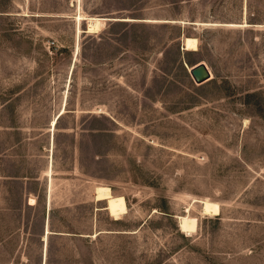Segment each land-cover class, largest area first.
I'll list each match as a JSON object with an SVG mask.
<instances>
[{
	"label": "rangeland",
	"instance_id": "374dc122",
	"mask_svg": "<svg viewBox=\"0 0 264 264\" xmlns=\"http://www.w3.org/2000/svg\"><path fill=\"white\" fill-rule=\"evenodd\" d=\"M45 263L264 264V0H0V264Z\"/></svg>",
	"mask_w": 264,
	"mask_h": 264
},
{
	"label": "bare ground",
	"instance_id": "6f19581e",
	"mask_svg": "<svg viewBox=\"0 0 264 264\" xmlns=\"http://www.w3.org/2000/svg\"><path fill=\"white\" fill-rule=\"evenodd\" d=\"M81 7V6H80ZM80 7H79V10H80ZM86 16L82 15L81 11L78 13L77 17H76V20H78L79 22V26L81 24V22L83 20H85ZM104 22H102V27L104 26ZM198 39L196 37H185L184 38V42L182 43L183 44V47L186 49V50H198L199 48V43H198ZM186 64V63H185ZM66 112V109H63L62 111H60L59 115L55 116V118L53 119L52 121V126H55V124L57 123L59 117L61 115H63V113ZM52 164V163H51ZM50 164V165H51ZM52 171V170H51ZM49 170V175L52 174ZM99 189V193L101 195H110L111 193V189L107 186H99L98 187ZM195 202H200L201 203V211L203 214L205 215H216V214H219L220 213V205L218 202H214V201H211V200H206V199H202V200H197L195 199L194 200ZM190 208V207H189ZM189 211V210H188ZM47 227V226H46ZM51 231L49 229L46 230L45 232V235H44V239L46 241L47 239V236L48 234H50ZM97 235V234H96ZM46 264V263H45Z\"/></svg>",
	"mask_w": 264,
	"mask_h": 264
},
{
	"label": "water",
	"instance_id": "95a60500",
	"mask_svg": "<svg viewBox=\"0 0 264 264\" xmlns=\"http://www.w3.org/2000/svg\"><path fill=\"white\" fill-rule=\"evenodd\" d=\"M189 71L193 79L198 83H201L212 76V72L205 63H198Z\"/></svg>",
	"mask_w": 264,
	"mask_h": 264
},
{
	"label": "crops",
	"instance_id": "0c3cea01",
	"mask_svg": "<svg viewBox=\"0 0 264 264\" xmlns=\"http://www.w3.org/2000/svg\"><path fill=\"white\" fill-rule=\"evenodd\" d=\"M61 117V116H60ZM57 123H58V121H57ZM52 124V123H51ZM52 126V125H51ZM52 164L50 165V167H52L53 168V160H52V162H51ZM50 171H51V168L49 169ZM49 170H48V172H49ZM53 171V170H52ZM220 214V213H219ZM216 215H218V214H216Z\"/></svg>",
	"mask_w": 264,
	"mask_h": 264
}]
</instances>
